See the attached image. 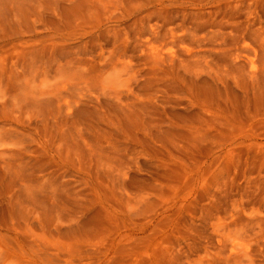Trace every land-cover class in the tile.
<instances>
[{"label":"rangeland","instance_id":"374dc122","mask_svg":"<svg viewBox=\"0 0 264 264\" xmlns=\"http://www.w3.org/2000/svg\"><path fill=\"white\" fill-rule=\"evenodd\" d=\"M262 70L264 0H0V264H264Z\"/></svg>","mask_w":264,"mask_h":264},{"label":"bare ground","instance_id":"6f19581e","mask_svg":"<svg viewBox=\"0 0 264 264\" xmlns=\"http://www.w3.org/2000/svg\"><path fill=\"white\" fill-rule=\"evenodd\" d=\"M261 33H262V32H261ZM153 52H154V51H153ZM239 52H240V51H239ZM154 53H156V52H154ZM189 53H191V52H189ZM156 54H157V53H156ZM165 55H166V54H165ZM173 55H174V54H173ZM188 55H189V54H188ZM234 55H235V54H234ZM153 56H154V55H153ZM171 56H172V55H171ZM154 57H155V56H154ZM163 57H164V56H163ZM193 57H194V56H193ZM190 59H192V58H190ZM190 59H189V60H190ZM185 64H186V63H185ZM242 64H243V62H242ZM244 65H245V64H244ZM183 69H184V68H183ZM253 70H255V69L253 68ZM255 72H256V71H255ZM261 72L264 73L263 70H262ZM247 73H248V72H247ZM259 73H260V72H259ZM249 74H250V76H252V77H253V75H254V77H256L255 75H256L257 73L254 74V72H252V70H251ZM259 76H260V75H259ZM259 76H258V77H259ZM260 77H261V76H260ZM235 78H236V77H235ZM261 78H262V77H261ZM261 86H262V85H261Z\"/></svg>","mask_w":264,"mask_h":264}]
</instances>
